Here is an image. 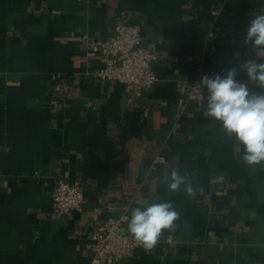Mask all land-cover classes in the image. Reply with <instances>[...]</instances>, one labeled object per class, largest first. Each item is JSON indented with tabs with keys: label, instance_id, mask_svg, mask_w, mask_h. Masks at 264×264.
Masks as SVG:
<instances>
[{
	"label": "crops",
	"instance_id": "0c3cea01",
	"mask_svg": "<svg viewBox=\"0 0 264 264\" xmlns=\"http://www.w3.org/2000/svg\"><path fill=\"white\" fill-rule=\"evenodd\" d=\"M261 14L264 0H0V264H90L93 232L122 211L131 182L144 190L131 209L170 201L180 219L152 250L111 264H264V163L241 162L242 146L206 115L207 90L183 111L177 92L199 66L264 62L244 44ZM119 20L139 24L159 56L142 95L94 76L104 62L89 41ZM174 169L194 198L162 182ZM60 177L81 181L85 201L59 216Z\"/></svg>",
	"mask_w": 264,
	"mask_h": 264
},
{
	"label": "built area",
	"instance_id": "2783aa9c",
	"mask_svg": "<svg viewBox=\"0 0 264 264\" xmlns=\"http://www.w3.org/2000/svg\"><path fill=\"white\" fill-rule=\"evenodd\" d=\"M142 42L141 26L127 20H119L111 35L90 40V53L104 62L103 67L94 71V76L101 82L124 83L128 92L142 95L157 80L153 63L159 58L156 52ZM202 69L199 66L194 77H181L177 81L178 105L182 111L189 104L202 100L205 95L206 88L200 84ZM159 162H165L161 154L154 159V164ZM143 193L142 183L131 182L123 186L122 211L109 216L93 232L90 264H111L132 256L141 247L125 230V218L130 217L131 207L142 201ZM84 201V185L81 181L58 178L53 192L56 215L82 209Z\"/></svg>",
	"mask_w": 264,
	"mask_h": 264
},
{
	"label": "clouds",
	"instance_id": "9594fccd",
	"mask_svg": "<svg viewBox=\"0 0 264 264\" xmlns=\"http://www.w3.org/2000/svg\"><path fill=\"white\" fill-rule=\"evenodd\" d=\"M244 44L256 49L258 56L264 55V14L249 21ZM241 73L264 88V62L256 58L243 60L219 73L205 74L200 84L208 92L206 115L219 121L227 135L235 137L242 146L241 162L253 167L264 163V94L250 92L248 84L237 79ZM162 182L172 192L185 185L186 194L195 197L191 184H186V177L175 169ZM125 219L133 239L145 250H152L165 231L175 230L180 214L170 201H145L144 206L132 208L130 217Z\"/></svg>",
	"mask_w": 264,
	"mask_h": 264
}]
</instances>
